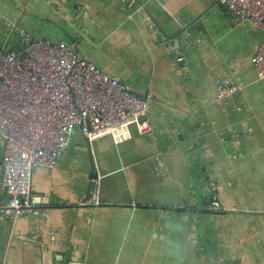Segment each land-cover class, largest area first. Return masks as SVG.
<instances>
[{"label": "crops", "instance_id": "1", "mask_svg": "<svg viewBox=\"0 0 264 264\" xmlns=\"http://www.w3.org/2000/svg\"><path fill=\"white\" fill-rule=\"evenodd\" d=\"M7 24L0 45H18L19 27L77 44L147 100L151 128L91 143L75 129L53 168L33 167V211L0 214V264H224L226 248L264 264V78L251 62L264 29L218 0H0ZM216 78L239 93L220 97ZM212 178L222 210L206 207ZM94 179L100 202L82 206Z\"/></svg>", "mask_w": 264, "mask_h": 264}, {"label": "built area", "instance_id": "2", "mask_svg": "<svg viewBox=\"0 0 264 264\" xmlns=\"http://www.w3.org/2000/svg\"><path fill=\"white\" fill-rule=\"evenodd\" d=\"M218 1L234 19L264 29V0ZM13 27L4 26L2 36L8 38ZM16 36L18 45H0V189L6 193L0 202V214L5 217L33 211V167L53 168L68 152L75 129L91 143L104 135L116 142L125 141L132 136V125L140 134L151 128L147 100L97 66L77 44L38 36L24 27L16 30ZM184 60L183 53L173 58L181 68ZM251 62L258 76L264 78V38L251 55ZM214 81L220 97L238 94L241 89L221 78ZM198 129L203 127L199 125ZM156 162L157 172L162 174L164 162L159 157ZM208 186L206 207L224 209L218 199L217 180L210 179ZM99 202L94 179L90 193L79 204Z\"/></svg>", "mask_w": 264, "mask_h": 264}, {"label": "water", "instance_id": "3", "mask_svg": "<svg viewBox=\"0 0 264 264\" xmlns=\"http://www.w3.org/2000/svg\"><path fill=\"white\" fill-rule=\"evenodd\" d=\"M224 264H235V261L227 248L224 249Z\"/></svg>", "mask_w": 264, "mask_h": 264}, {"label": "clouds", "instance_id": "4", "mask_svg": "<svg viewBox=\"0 0 264 264\" xmlns=\"http://www.w3.org/2000/svg\"><path fill=\"white\" fill-rule=\"evenodd\" d=\"M177 249H179L180 248V245L179 244H177ZM177 256H179V251H177Z\"/></svg>", "mask_w": 264, "mask_h": 264}, {"label": "rangeland", "instance_id": "5", "mask_svg": "<svg viewBox=\"0 0 264 264\" xmlns=\"http://www.w3.org/2000/svg\"><path fill=\"white\" fill-rule=\"evenodd\" d=\"M2 30H3V27H2ZM0 32H1V30H0Z\"/></svg>", "mask_w": 264, "mask_h": 264}, {"label": "trees", "instance_id": "6", "mask_svg": "<svg viewBox=\"0 0 264 264\" xmlns=\"http://www.w3.org/2000/svg\"><path fill=\"white\" fill-rule=\"evenodd\" d=\"M13 46H15V45H13Z\"/></svg>", "mask_w": 264, "mask_h": 264}]
</instances>
